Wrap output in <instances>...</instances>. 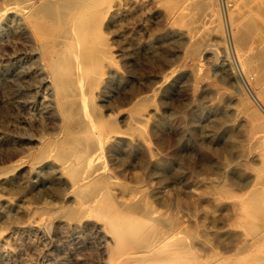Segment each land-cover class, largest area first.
<instances>
[{
    "label": "rangeland",
    "instance_id": "374dc122",
    "mask_svg": "<svg viewBox=\"0 0 264 264\" xmlns=\"http://www.w3.org/2000/svg\"><path fill=\"white\" fill-rule=\"evenodd\" d=\"M140 1L146 8L144 17L138 19L135 16ZM231 1L234 9L237 2ZM151 2H112V16L104 30L112 40L117 71L108 74L99 103L102 101L105 114L114 116L120 111L117 116L124 129L127 107L141 96H150L153 106L146 112L144 130L153 154L144 152L145 144L136 137L132 142L138 149L131 156L148 155L147 166L134 168L131 160L135 156L118 151L119 146L107 152L108 165L115 168L112 170L121 183L143 185L156 209L170 211L172 198L180 203L174 211L190 219L205 251L227 254L245 248L251 238L241 222L240 204L236 206L231 197L217 193L202 197L196 188L215 180L224 181L232 192L247 189L243 179L249 173L252 153L242 155V148L249 144L243 94L246 91L250 95V81H254L256 71L241 64L232 37L228 44L216 1L210 0L218 8L222 31L208 34L193 53L187 50L196 40L193 31L162 2ZM6 17L0 24V264H111L104 250L109 237L99 230L97 220L76 222L58 216L65 208H74L76 202L69 178L59 175L55 161L35 166L22 162L38 150L43 136L53 134L50 131L56 120L49 113V79L29 42L18 34L15 16L7 13ZM256 39L255 43H260ZM220 112L224 122L220 119L216 126L212 118ZM214 131L216 138L211 139ZM225 140L236 144L227 154L222 151ZM212 147L218 152L210 153ZM113 156H120L122 166ZM157 159L167 171L151 169V162ZM211 159L214 164L209 168L207 161ZM50 172L56 180L48 177ZM117 190L120 196L122 190ZM35 207H51L56 213L38 217L32 210Z\"/></svg>",
    "mask_w": 264,
    "mask_h": 264
},
{
    "label": "bare ground",
    "instance_id": "6f19581e",
    "mask_svg": "<svg viewBox=\"0 0 264 264\" xmlns=\"http://www.w3.org/2000/svg\"><path fill=\"white\" fill-rule=\"evenodd\" d=\"M113 1L0 0V24L7 18V13L15 16L18 34L29 42L49 79V113L56 120L55 123L52 119L55 127L50 132L54 131L53 134L43 136L38 150L25 156L22 162L35 166L55 161L59 175L69 178V189L76 202L74 208H63L58 216L76 222L87 218L97 220L99 230L109 237L104 250L111 264H264V0H236V7L234 5L228 13L229 32L239 60L256 71L254 81L249 80L250 95L244 90L242 93L246 101L242 112L248 125L249 144L240 148L244 157L252 153V163L247 166L249 173L243 179L247 189L241 193L232 192L226 183H222L224 181L215 180L196 188L202 197L217 193L231 197L235 205L240 204L241 222L248 227L251 241L245 248L227 254L202 249L203 241L189 224L190 219H183L178 211V214L174 211L173 207L179 208L180 203L172 198L169 201L175 205L171 206V212L156 209L143 185L121 183L113 171L115 168L112 170L108 165L107 152L116 151L118 146L122 148L118 147V151L133 155L138 149L132 142L136 137L139 143L145 144L144 152L153 154L144 130L146 112L153 106L150 96H141L127 107V127L124 129L119 125L117 114L120 111L114 116L105 114L102 101L99 103L103 100L108 74L116 70L112 40L104 30L112 16ZM154 1L162 2L169 11L177 14L176 19L193 31L196 40L187 47L188 52H195L211 32L222 31L215 2ZM150 3L153 4L151 0ZM137 5L135 17L141 19L146 5L141 1ZM255 39L260 43H255ZM240 70L243 71L242 66ZM222 117L223 114L218 113L212 118L213 123L217 126ZM216 135L214 131L210 138L215 139ZM225 142L222 151L227 154L236 144L229 140ZM209 150L212 154L218 152L213 147ZM148 157L135 156L131 160L134 168L147 166ZM114 158H118L116 162L120 164L123 161L120 156ZM207 162L209 168L214 164L212 159ZM150 167L159 172L167 171V166L159 160L152 161ZM53 174L50 172L48 177L54 178ZM114 184L119 186L114 187ZM117 188L122 190L120 196L116 193ZM38 208L32 209L35 215L56 213L51 207Z\"/></svg>",
    "mask_w": 264,
    "mask_h": 264
},
{
    "label": "built area",
    "instance_id": "2783aa9c",
    "mask_svg": "<svg viewBox=\"0 0 264 264\" xmlns=\"http://www.w3.org/2000/svg\"><path fill=\"white\" fill-rule=\"evenodd\" d=\"M214 1H216L219 4L221 16H222L223 22L226 26V32H227L226 36L228 38V44L230 45L231 44V39H230L231 36L229 33L230 26H229V20H228V13L230 11V8L233 6V2L231 0H214ZM230 49H231V46H230Z\"/></svg>",
    "mask_w": 264,
    "mask_h": 264
}]
</instances>
